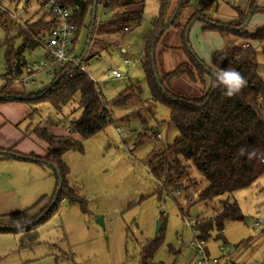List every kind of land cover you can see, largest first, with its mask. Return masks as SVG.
I'll return each mask as SVG.
<instances>
[{
  "label": "rangeland",
  "instance_id": "374dc122",
  "mask_svg": "<svg viewBox=\"0 0 264 264\" xmlns=\"http://www.w3.org/2000/svg\"><path fill=\"white\" fill-rule=\"evenodd\" d=\"M170 1L173 8L177 7L179 0ZM260 1L263 6L264 0ZM206 2L192 0L191 7L185 9L179 19L182 27ZM248 4L249 0H220L218 8L213 9L208 17L230 24L236 15L235 7L244 9ZM117 8L124 10L125 6ZM159 9V0H146L141 26L127 33L117 46L108 49L94 42L87 46L90 17L77 30L70 43L71 57L81 60L85 54V71L91 80L98 83L106 103L133 83L142 86L143 100L150 101L143 52ZM0 12L8 14L2 16L0 13L2 88L6 74L5 26L15 46L20 47L24 38L18 25L28 27L27 24L40 19L48 24L52 16L38 0L28 3L0 0ZM97 19L98 22L105 19L102 10L98 11ZM262 19L264 13L250 17L248 32L253 34ZM203 27L201 21L194 23L188 40L196 55L210 66L213 54L225 49L235 38L207 32ZM35 32L42 40H48V25L36 28ZM178 32L179 28L171 30L164 39V45L179 47L182 39ZM250 41L257 50L258 66L264 80L263 48L254 40ZM45 54L43 47L29 49L25 52V59L32 65H38L46 61ZM125 60H129L131 65L123 72L121 68L125 67ZM186 61L188 56L178 49H158V64L164 72L175 70ZM60 66L36 72L25 85L27 95L49 88L55 80L54 72ZM113 70L121 71L124 78H112ZM172 86L177 92L199 96L209 90L210 79L208 77L202 85L182 77L175 79ZM76 108L77 103L58 112L50 104L43 103L38 106L39 113L33 121H26L20 128L25 133L30 125H33L32 130L37 125H48L49 120L76 119L81 113L78 111L72 117L71 112ZM169 120L170 111L163 105H157L154 114L146 111L138 114L134 108H115L112 124L83 141V152L71 151L65 155L70 185L79 192L85 206L62 202L49 211L56 178L48 166L26 162L8 168L1 166L0 208L8 217L2 223L18 231L0 234V264H143L142 248L156 238L159 239V247L153 263L196 264L200 256L193 225L198 218L212 216L220 201L227 199L228 195L215 199L210 207L205 203L192 205L197 200L194 195L199 196L201 190L208 186L194 165H190L189 173L199 183L196 188L169 194L159 187L150 172L149 161L178 138V131L169 125ZM233 200L239 204L245 220L226 224L224 236L227 244L213 233L205 241V247L212 259L219 260V264H264V175L251 187L235 193ZM100 218L104 228L98 223ZM159 223L161 232L156 236ZM231 248H234L233 252Z\"/></svg>",
  "mask_w": 264,
  "mask_h": 264
},
{
  "label": "trees",
  "instance_id": "16d2710c",
  "mask_svg": "<svg viewBox=\"0 0 264 264\" xmlns=\"http://www.w3.org/2000/svg\"><path fill=\"white\" fill-rule=\"evenodd\" d=\"M22 1L28 3L31 0H15L18 3ZM38 1L44 9L46 0ZM125 1L124 10L118 9L115 5L102 7V0H60V4L71 13L70 19L76 26L77 32L88 17L92 23V12L97 3V15L98 11L103 10L105 19L98 22L96 18L87 46L90 47L94 42L108 49L117 46L120 39L142 24L146 0ZM219 1L207 0L203 7L193 12L182 27L179 19L183 11L191 7L192 0H179L175 8L172 7L170 0H159V13L153 22L151 32L146 37L143 53L145 81L151 93L149 102L143 100L142 86L133 83L114 100L106 103L102 91L99 95L86 71L81 70V67L76 66L74 62L61 64L54 72L53 84L38 94L9 93L10 88L18 83V80L30 75L29 69L32 64L26 61L25 52L42 47L44 43L35 29L48 25L50 31L58 20L52 17L48 24H44L40 19L35 23L27 24L28 27L18 25L24 38L20 47L15 46V41L5 26L6 74L3 78L5 83L0 88V105L11 103L26 105L29 108L26 120L30 121H33L39 113L38 106L43 103L50 104L58 112L77 103L78 108L72 110L71 116L73 117L78 111L81 112L76 119L49 120L46 127L37 125L25 134L26 137L34 135L48 146L46 156L30 157L41 160L38 164L53 170L56 189L51 205L57 200L52 210L62 202L85 206L79 192L70 185L68 179L70 170L64 157L71 151L83 152V141L96 136L111 125L113 109L134 108L137 109L138 114L142 111L154 114L156 106L163 105L170 111L169 125L176 128L178 138L173 145L153 155L149 161L150 172L161 189L169 194L181 193L199 185L189 173L190 165H194L208 182V186L201 190L192 205L205 203L210 207L215 199L228 195L227 199L220 201L219 208L214 209L212 216L198 218L193 225L197 240L208 241L212 234L216 233L217 239L227 244L224 236L226 224L245 220L239 204L233 200L234 194L251 187L264 175V80L258 66L257 50L250 41L254 40L262 46L264 52V27L251 34L246 25L250 17L264 11L258 6L260 0H249L247 8L235 7L234 21L224 24L208 17L213 9L218 8ZM1 14L3 16L7 13ZM176 14L174 21L170 23ZM197 21L204 24L203 29L207 32L235 38V41L228 44L225 49L213 54L210 66L196 55L187 39L189 28H192ZM91 23L88 26L89 33L92 28ZM177 28L182 44L179 47L165 46L164 39L167 34ZM160 47L164 50L178 49L188 56V61L175 70L164 72L158 64ZM45 53L48 59L49 54L46 51ZM83 57L77 60L84 63ZM229 67L239 71L247 81L241 92L231 98L225 97L222 89L215 86L212 75L213 70L217 68ZM182 77L193 84L202 85L209 77V90L199 96L177 92L172 83ZM47 127L61 128L67 134L56 135ZM241 148L246 149L243 155L239 152ZM0 151V160L15 159L11 155L4 154V151L21 155L12 149ZM252 152L255 155L249 158L248 154ZM0 231L17 232L18 230L0 228ZM158 247V238L144 245L141 252L143 264H157L152 260Z\"/></svg>",
  "mask_w": 264,
  "mask_h": 264
},
{
  "label": "crops",
  "instance_id": "0c3cea01",
  "mask_svg": "<svg viewBox=\"0 0 264 264\" xmlns=\"http://www.w3.org/2000/svg\"><path fill=\"white\" fill-rule=\"evenodd\" d=\"M125 4H126L125 0H102L101 2L102 7H112L114 5L117 7H122V6L124 7ZM261 4L262 2L260 1L258 6L264 10V5L262 6ZM102 13H103V10H102ZM261 13H264V12H261ZM235 19H236V15L232 21H234ZM259 24L260 25L257 28L258 29L263 28L264 19H262L259 22ZM126 68L127 67L121 68V71H123L122 69L126 70ZM15 85H18L19 87L14 88ZM15 85L10 88L9 93L13 95H23L26 93L25 87L22 86L20 83H16ZM28 115H29V108L24 104L11 103V104L0 105V150H11L12 149L15 152L21 155H24V156L36 155L39 157H44L46 156V153L48 150L47 144L41 141L40 139L36 138L34 135L26 137L25 136L26 132L24 133L23 130L20 128L26 121H28L26 120ZM32 126L30 125L29 127L30 129H27V131L31 130ZM40 126L46 127V125H40ZM47 128L49 129V131L59 136H64L67 134L66 131L61 128H50V127H47ZM20 162L34 163V162H27V161H22L18 159H1L0 167L4 166V168H8L10 166L17 165L16 163H20ZM6 218H8L7 215L4 213L3 209L0 208V227L1 228H8L7 224L2 223V221H4ZM1 233L6 235V234H11L13 232L0 231V234ZM207 252L209 253L208 249H207Z\"/></svg>",
  "mask_w": 264,
  "mask_h": 264
},
{
  "label": "built area",
  "instance_id": "2783aa9c",
  "mask_svg": "<svg viewBox=\"0 0 264 264\" xmlns=\"http://www.w3.org/2000/svg\"><path fill=\"white\" fill-rule=\"evenodd\" d=\"M43 6L45 11L58 20V23L49 31L48 40L44 41L42 44L44 50L49 54V58L46 59V61H41L38 65L33 64L29 69L30 75L17 81L23 86L28 84V81L36 74V72L42 69L49 70L50 67L54 65L74 62L76 66H80L81 70L85 71L84 63L71 57L70 43L76 35V26L70 19L71 13L61 6L60 0H46ZM247 47L248 45L246 48ZM123 63L125 67L131 65L129 60H125ZM111 76L114 79L124 78L122 72L118 70H113ZM92 81L95 84L97 93L100 95L101 90L98 87V83L95 80ZM194 196L195 199L198 198V196ZM196 242L197 251L200 256V260L196 264H219L218 259H212L208 254L204 241L197 240ZM223 249L222 251H224Z\"/></svg>",
  "mask_w": 264,
  "mask_h": 264
},
{
  "label": "clouds",
  "instance_id": "9594fccd",
  "mask_svg": "<svg viewBox=\"0 0 264 264\" xmlns=\"http://www.w3.org/2000/svg\"><path fill=\"white\" fill-rule=\"evenodd\" d=\"M212 75L214 77V84L216 87L222 89L225 97H234L238 95L241 90L246 86L247 81L244 76L234 68H217L213 70ZM243 155L246 152L245 148L239 150ZM249 158L255 155L254 152L249 153Z\"/></svg>",
  "mask_w": 264,
  "mask_h": 264
},
{
  "label": "water",
  "instance_id": "95a60500",
  "mask_svg": "<svg viewBox=\"0 0 264 264\" xmlns=\"http://www.w3.org/2000/svg\"><path fill=\"white\" fill-rule=\"evenodd\" d=\"M21 6H22V4H21ZM21 6H20V7H21ZM92 15H93V16H92V23H91L92 28H91V31H90V33H89V39H91V36H92V29H93V26H94L95 21H96V18H97V3H96V5H95L94 8H93ZM176 16H177V14L173 17V19L171 20L170 23H172V22L174 21V19H175ZM249 20H250V19H249ZM249 20L247 21L246 25H248ZM190 29H191V27L189 28V31H188V33H187V39L189 38ZM86 52H87V51H86ZM153 60H154V58H153ZM80 63H81V62H80ZM122 70L125 71L124 69H122ZM0 152H1V151H0ZM3 153L6 154V155H11L13 158L18 159V160H22V161L34 162V163H38V162L41 161V160H39V159H36V158L30 157V156L18 155V154H14V153L6 152V151H4ZM58 175L60 176L59 173H58ZM56 200H57V199H56ZM56 200H54V202H53L51 208L49 209V211H51L52 207L55 205ZM98 223H99L103 228L105 227L102 218H100V219L98 220ZM0 228H1V227H0ZM160 230H161V223H159L158 226H157L156 236H158ZM233 250H234V248H231V252H232Z\"/></svg>",
  "mask_w": 264,
  "mask_h": 264
}]
</instances>
